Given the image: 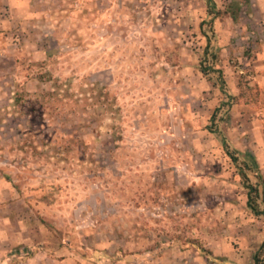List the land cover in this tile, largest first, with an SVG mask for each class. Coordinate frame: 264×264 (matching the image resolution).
<instances>
[{"label": "rangeland", "instance_id": "374dc122", "mask_svg": "<svg viewBox=\"0 0 264 264\" xmlns=\"http://www.w3.org/2000/svg\"><path fill=\"white\" fill-rule=\"evenodd\" d=\"M24 1L0 58V264H264L245 188L264 110L231 0Z\"/></svg>", "mask_w": 264, "mask_h": 264}, {"label": "crops", "instance_id": "0c3cea01", "mask_svg": "<svg viewBox=\"0 0 264 264\" xmlns=\"http://www.w3.org/2000/svg\"><path fill=\"white\" fill-rule=\"evenodd\" d=\"M214 3H220L230 0H211ZM242 2L240 5V12L237 22V40L241 43V47L249 50L250 56L246 61L251 66L253 75L251 77V84L262 103L259 105L264 110V0H236ZM26 9L24 0H0V58H5L3 50L7 48V34L12 33L10 27H17L20 18L30 13ZM231 20V19H230ZM10 29V31H9ZM16 30V29H15ZM15 30L13 32H15ZM262 115V114H261ZM263 117V115H262ZM260 121V122H259ZM264 122L263 118L258 115L253 117V124ZM256 131V130H255ZM261 142V141H260ZM264 144V142L262 143ZM255 146L259 145L256 140ZM264 238V232L261 237ZM0 243H4V239L0 237ZM211 259L207 256H202L199 252L190 251H175L172 256H163L160 258L163 264H215V255L217 257H227V254H211ZM172 259L174 262L168 261ZM210 259V260H208ZM231 259L230 257L227 258ZM245 260V257H243ZM243 260H234L236 264H242ZM244 263L247 264V261Z\"/></svg>", "mask_w": 264, "mask_h": 264}, {"label": "trees", "instance_id": "16d2710c", "mask_svg": "<svg viewBox=\"0 0 264 264\" xmlns=\"http://www.w3.org/2000/svg\"><path fill=\"white\" fill-rule=\"evenodd\" d=\"M205 2L207 3V8L213 7L211 0H205ZM230 3L226 6V9L222 12V14L227 15L231 19V21L236 22L238 20V17H239L240 5L242 2H239L236 0H231ZM202 73H204V72H202ZM212 119H213V116H211V120ZM221 143L223 146L225 145L223 140H221ZM248 158H250L251 162L253 163V172H254L255 178L257 179V182H258L257 185L261 186L263 189H262L261 193H258L256 187H254L252 185L245 186V188L247 189V206L253 215H255V216L264 215V180L260 176V174L258 173V168H257V165H256L253 157L248 155ZM240 175L245 181L247 180V178H246L245 174H243V172H240ZM259 196L261 197L259 203L262 204L261 205L262 207H259L258 203L256 202V200L258 199ZM263 249H264V238L260 244L259 251H262ZM252 259H253L254 263L258 262V256L257 255H253Z\"/></svg>", "mask_w": 264, "mask_h": 264}]
</instances>
